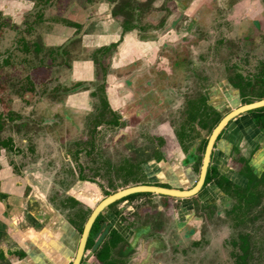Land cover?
I'll return each instance as SVG.
<instances>
[{
  "label": "rangeland",
  "instance_id": "rangeland-1",
  "mask_svg": "<svg viewBox=\"0 0 264 264\" xmlns=\"http://www.w3.org/2000/svg\"><path fill=\"white\" fill-rule=\"evenodd\" d=\"M139 1L141 12H133L134 17L122 7V14L130 16L129 21L135 22L139 30L132 32L139 39H149L146 48L158 46L155 50L168 56L170 63L176 56L171 51L167 53L162 46L165 42L177 47L182 57L180 69L177 67L171 76L172 72L165 70L167 66L155 65L152 73L148 71L147 77L154 78L153 87L161 98L155 99L150 113L142 120L129 118L130 113L121 115L101 101L106 86H112V101L115 97L130 99L134 95L130 80L143 81L147 74L143 69L120 72L118 79L130 76L127 86L106 76L112 72L109 68L115 49L104 51L103 45L89 41L82 55L94 59L93 79L79 84L69 79L71 68L67 66L80 50L83 38L78 32L80 26L73 30L71 22L76 20L81 25L87 19L84 14H90L82 28L95 33L100 27L95 15L98 11L87 1L52 0L51 5L39 10L32 1L0 0V112L17 121L5 124L0 131V139L12 137L18 150L6 157L25 169V174H36L35 189L26 187V196H39L37 191H42L47 202L56 206L63 200L68 209L65 217L78 229L103 197L126 186L148 183L152 175L161 173V160L165 161L167 153L178 148L176 133L184 130L189 101L208 100L209 106L199 118L210 127L195 121V125L186 128L182 145L194 146V161L184 165L173 153L169 161L178 163L183 170L192 167L191 187L201 165L205 147L202 140L207 139L215 124L213 108L217 107L222 117L235 106L257 100L264 82V0H163L159 5L152 4L156 0ZM74 2L83 7V18L78 8L71 11ZM74 34L78 36L73 37ZM61 44L65 47L62 51L56 48ZM236 75H240L245 86L242 94L233 86L234 91L225 90V101L213 100L215 87ZM53 88L57 94L52 98L59 100L44 97ZM73 88L86 90L83 106L73 104L76 95L65 93ZM199 145L201 151L197 149ZM233 159L230 164L234 170L246 167L237 156ZM207 187L208 184L188 198L150 193L116 201L105 208L107 220L125 237V242L112 250L113 258L122 264H264V194L258 204L237 215L230 212L236 202L232 192L213 196L211 203H202L199 195L205 194ZM71 188L82 190L84 197L78 202L63 199ZM184 200L191 202V213L187 209L179 212V202ZM106 226L104 222L101 233ZM105 234L103 240H108V231ZM241 236H246L248 244L242 259ZM122 248L125 254L119 256ZM82 264L99 261L87 251Z\"/></svg>",
  "mask_w": 264,
  "mask_h": 264
},
{
  "label": "crops",
  "instance_id": "crops-1",
  "mask_svg": "<svg viewBox=\"0 0 264 264\" xmlns=\"http://www.w3.org/2000/svg\"><path fill=\"white\" fill-rule=\"evenodd\" d=\"M133 1L137 3V0ZM156 3L158 4V2ZM98 4L96 21L99 22L100 27L95 33H90V31L83 28L78 31L82 34L83 38L80 42V50L75 52L77 55L72 57V63H69L67 66L71 68L69 79L71 82H75V84L89 83L93 79V62L91 63V61H94V59L91 56L83 57L82 55L85 50L84 47H89V41H95L97 44H100L99 46L103 45L107 47L109 43L116 42L122 36L123 40L116 45L115 50L112 52V62L109 68L112 72H107L106 76H111L114 82L120 81L121 83L122 81L127 86L130 76L123 79V81L122 79H118L119 74H124L129 70L133 71L135 69V71H138L143 69L147 72L146 77L142 81V85H144L145 81L149 80L147 77L149 71L147 67L154 61L155 58L153 56L154 54L157 55L159 47L148 46L147 49L146 45L148 41L139 39L133 32H124L122 35L121 25L123 21L119 16H112V6H108L109 4L106 0H101ZM74 22L77 23L78 21L74 20ZM71 28L76 30L75 25ZM76 36L78 35H73V37ZM163 45L167 46L168 43L165 42ZM155 48L157 49L155 50ZM130 81L132 94H135L133 86L136 85L135 82L138 83L141 80ZM111 85L115 84L111 83ZM221 86L223 87L221 88ZM221 86H216L215 92L213 91L214 88L212 89V93L214 92L212 99L218 101V103L225 101L222 98L225 90H235V86L231 81L221 84ZM141 90L143 95H146V89L141 88ZM87 91L90 92L89 89ZM111 91H113L112 86L110 88L106 86L103 92L106 106H111L113 109L119 111V113L126 115L134 112L138 113V109L141 108L140 113L144 116L150 113V109L153 108L154 102L152 100L136 102L139 100L135 99L136 97H131L127 100L115 97L112 101L111 94L113 92ZM86 93L84 89L73 88L69 91L68 96L76 95L77 99L72 98L73 104L83 106V103L87 101L84 99ZM207 94L209 95V90H207ZM258 99L260 98L258 97ZM128 100L131 101L128 102ZM207 103H209L208 100L204 102L203 108L209 106ZM218 103H215V105ZM136 104L141 107H136ZM125 105H129L130 107L126 108ZM216 109L218 108L216 107ZM71 110L73 111L74 108L72 107ZM161 125L163 126L164 123ZM177 145V149L167 153L168 158L165 161L161 160L163 168L167 169L162 172V168L161 173L149 176L151 179L149 178L148 183L158 184L155 181V179H158L161 185L188 188L193 175L192 167L187 166L183 170L178 163H171L169 161H171L172 153L177 155L184 165H187L190 161H194V146L188 148L187 146H180L179 143ZM236 156L240 160H243V162H247V165L254 174L260 175L264 171V126L257 125L253 116L248 112L242 113L230 120L224 126L214 143L209 167L216 168L217 175L215 179L226 177L234 182L241 181L242 176L239 173L242 168L238 167L234 170L230 164L235 160L233 158ZM25 172V169H23L22 174L15 172L5 161L4 157H0V190L7 195L5 201L0 202V248L3 250L10 264H68L76 251L81 232H79L73 221L65 217L68 209L63 206V200H61V204H57L56 206L47 202L46 194L42 191H37L39 196L34 193H32V196H26V187L35 189L33 183L36 182V174L33 175L32 171L28 174H25ZM207 184L208 187L205 189L206 193L203 194L204 196L202 194L199 195V200L202 203H211L214 199L212 198L213 196H225L224 191L216 185L214 179ZM83 193L82 190L74 191L71 188L70 191H66L63 199L69 197L78 202L84 197ZM179 203L178 210L180 213L184 209L189 210L190 213L193 211L191 202L184 200ZM105 217L108 219V214H105ZM20 251L24 253L23 257H19L18 252Z\"/></svg>",
  "mask_w": 264,
  "mask_h": 264
},
{
  "label": "flooded vegetation",
  "instance_id": "flooded-vegetation-1",
  "mask_svg": "<svg viewBox=\"0 0 264 264\" xmlns=\"http://www.w3.org/2000/svg\"><path fill=\"white\" fill-rule=\"evenodd\" d=\"M12 3H17V2H21V1H26V0H10ZM28 1H32V3H34L35 5H36V8L35 9H39V10H41L42 9V7H45V6H49V5H51L52 4V0H28ZM84 1H87V3H88V5H90L91 7H93V10H97V6L99 5L98 4V2H100L101 0H93V1H90V0H84ZM90 1V2H89ZM107 2H108V6H112V8H111V14H112V16L113 17H116V16H119L120 17V19L123 21L122 22V25H121V34L123 35V33H122V31L123 32H132V31H136V32H138L139 30H136L137 29V27L135 26V22H131V21H129L130 20V16H125L126 14L124 13V14H122V7H123V11H125L127 14H131V17L134 15L133 14V12H135V13H137L138 11H139V13L141 12L139 9H140V1H137V3L136 2H132V1H123L122 3H118L119 2V0H106ZM160 1V2H159ZM180 1H184V2H186V3H189L190 1H192V0H180ZM156 2H158L159 4H161L162 2H163V0H156V1H154V2H152V4L154 5V3L155 4H157ZM169 2V1H168ZM75 3L76 2H74V3H72L70 6H71V11L72 10H74L73 8H78V12H80V13H82V17L81 18H83L84 16H83V7H81L80 5L78 6V5H75ZM159 4H157V5H159ZM171 4H173V3H171ZM170 4V5H171ZM87 5V4H86ZM230 5L232 6V4L230 3ZM1 10V9H0ZM2 11V10H1ZM4 15V14H3ZM37 15L38 16H41L39 13H37ZM84 15H87V19H89L90 18V14L88 15V14H84ZM95 15H96V13H95ZM136 16H139L138 14H135ZM92 16H93V14H92ZM70 17H72V14L70 15ZM134 17V16H133ZM68 18V17H67ZM129 18V19H128ZM13 19V18H12ZM87 19L85 20V21H87ZM138 19V18H137ZM84 21V22H85ZM133 21V20H132ZM65 22H68V20H65ZM83 21H82V26L81 25H78V24H80V22H77V23H73V22H71V24L72 25H70V26H74L75 25V27L76 26H80V28H79V30L83 27V24H85ZM125 26H127V27H125ZM164 30H166L165 28L163 29V31ZM121 36V35H120ZM152 37H153V35H152ZM151 37V38H152ZM186 38V36L184 37V39ZM123 40V38H122V36L121 37H119L118 39H117V41L116 42H111V43H109L108 44V46L107 47H103V49L102 50H104V51H106L107 49H115V47H116V45L118 44V43H120L121 41ZM146 41H149V39L148 40H146ZM162 46L163 47H165V49L166 50H168L167 51V53L168 54H170L171 52L172 53H174L175 54V60H173L171 63H170V61H169V59L165 56V55H160V51L158 50V53H157V55H156V57H155V59H154V61L152 62V63H150L149 65H148V68H149V71L152 73V71H153V69H154V66L155 65H157L158 67H160L161 68V66H167V68L165 69L168 73H171L170 74V76L171 75H173V72L175 71H177V67H179V69H180V61H182V57L180 56V52L177 50V47H175L174 45L173 46H169V45H163L162 44ZM58 50H63V49H65V47H64V45L63 44H61L60 46H57L56 47ZM61 50V51H62ZM171 51V52H170ZM176 52V53H175ZM164 54V53H163ZM160 56V60L158 61V57ZM165 60L167 61L166 63H165ZM171 64V65H170ZM170 67H172V69H176V70H172ZM38 69L39 68H41V67H37ZM178 69V70H179ZM239 78H240V75H236L234 78L232 77V78H230L229 80L231 81V82H233V84H234V82H241L242 83V79L241 80H239ZM137 81H138V79H137ZM153 81H154V78H149V80L148 81H145V84L144 85H142V81H139L138 83L137 82H135L136 83V85H134V86H137V87H134V95L133 96H131V97H133V98H135V99H139V100H137L136 102H138V101H142V102H144V100H152L153 102L155 101V99H156V101H158V100H160L159 99V97L160 96H158V92H157V90L153 87ZM144 83V82H143ZM242 89H239V87H237V89H239L240 90V92H241V94H242V90L244 89V85H243V83H242ZM141 88H144V90L146 89V91H147V93H146V95H143V92H141L142 90H141ZM31 89H32V87L30 88V90H28V92L29 91H31ZM71 90V89H70ZM52 92H47V93H44V97L45 98H49V97H53V96H55V94H57V91H56V89L55 88H53V90H51ZM29 93H31V92H29ZM65 93H69V90H66V92ZM58 97V96H57ZM102 97V100L101 101H103V103H104V101H105V98H104V96L102 95L101 96ZM132 98V99H133ZM161 98V97H160ZM162 98H164L163 96H162ZM53 100H59V98H52ZM134 100V99H133ZM163 100H165V99H163ZM194 100H190L189 102H193ZM196 102H206L205 100L204 101H197V100H195ZM106 102V101H105ZM250 102V101H249ZM203 106H204V104H203ZM136 107H141L140 105H137L136 104ZM236 107V106H235ZM141 109V108H140ZM140 109H138V113L137 112H134V113H132V114H130V116L129 115H127V116H129V118H134L135 120H142V119H144L145 117H147L146 115L148 114H145L144 116H142V113H140L141 111H140ZM215 109V111H218L217 109H216V107L214 108ZM213 109V110H214ZM137 110V109H136ZM203 111H204V108L202 107L201 109H200V113L202 114L203 113ZM215 111H212V113H213V116L215 117L216 116V114H215ZM211 113V114H212ZM246 113V112H245ZM121 115H122V113H120ZM201 116V115H200ZM213 117V118H214ZM221 118V117H220ZM219 118V119H220ZM67 119V118H66ZM198 119H200V118H198ZM14 122V123H16L17 121H15V119H13L10 115H6V114H4L3 112H0V131L2 132L3 130H4V125L5 124H9L10 122ZM219 121V120H218ZM217 121V122H218ZM70 122V121H69ZM116 122V121H115ZM217 122H215V124L213 125V126H211V128H210V132H211V130L213 129V127L216 125V123ZM194 123V122H193ZM198 123V122H197ZM26 122L25 123H23V125L24 126H26ZM185 124V125H184ZM199 124V123H198ZM194 125H195V123H194ZM206 125V124H205ZM204 125V126H205ZM204 126H202V127H204ZM187 127H192V126H189L188 124H186V122L185 123H183V128L182 129H184L181 133L184 135V134H186V128ZM205 127H207V128H209L210 127V125H208V126H205ZM209 130V129H208ZM180 133V132H179ZM177 134H178V132L176 133V136H177ZM210 134V133H209ZM176 138H178V136L176 137ZM208 138V137H207ZM14 139L12 138V137H10V136H8V137H5V138H2V139H0V157L2 158V156L4 157V159H5V161L9 164V166H11V168H12V170H14L15 172H17V173H19V174H22V169H20V167H19V164H17L15 161H12L11 163H10V161L7 159V154H12V155H15L14 153L17 151L18 152V150L15 148V146H14ZM202 141H204V143H205V145H206V141H207V139L206 140H202ZM201 141V142H202ZM178 143L182 146L183 144H184V137H183V141L181 142L180 140H179V138H178ZM201 144V143H200ZM200 146V145H199ZM198 146V147H199ZM214 146V145H213ZM204 151V150H203ZM12 158V157H11ZM202 159V158H201ZM14 160V159H13ZM208 169H209V166H208ZM208 169H207V171H208ZM207 174V173H206ZM6 194L3 192V191H1L0 190V202L1 201H5V199H6ZM69 198V197H68ZM70 200H72V201H74L72 198H69ZM104 211V210H103ZM103 211L102 212H100L99 214H102V215H104L103 214ZM89 214H90V212H89ZM89 214H87V217H88V215ZM98 214V215H99ZM87 217H86V219H87ZM104 217H105V215H104ZM97 218V217H96ZM106 218V217H105ZM85 219V220H86ZM72 221V220H71ZM85 222V221H84ZM103 225V224H102ZM113 226V225H112ZM83 227V226H82ZM82 227H81V229H79V232H81L82 231ZM114 228H117L116 226H113ZM106 229H107V226L105 227ZM101 229H102V226H101V228L99 229V231H101ZM106 229H103L102 230V233L103 232H105L106 233V231H108V230H106ZM91 230V229H90ZM101 232L99 233V236L102 234ZM99 236H98V238L95 240L96 242H98V243H102L103 242V239H101V240H99ZM88 239V238H87ZM99 240V241H98ZM86 244H87V241H86ZM87 251H90V252H92V254H94V251H93V248H86V245H85V250H84V253H83V255H82V258H81V261H80V264H82L83 263V259H84V257H85V253L87 252ZM18 255H19V257H23L24 256V253L22 252V251H20V252H18ZM74 255H75V253H74ZM74 255H73V258H74ZM94 256H95V254H94ZM73 258H72V260H73ZM95 258H96V256H95ZM72 260L68 263V264H71V262H72ZM0 264H10V262H9V260L7 259V257L5 256V254L3 253V250L0 248ZM99 264H101V263H99ZM117 264H122L121 262H117Z\"/></svg>",
  "mask_w": 264,
  "mask_h": 264
},
{
  "label": "trees",
  "instance_id": "trees-1",
  "mask_svg": "<svg viewBox=\"0 0 264 264\" xmlns=\"http://www.w3.org/2000/svg\"><path fill=\"white\" fill-rule=\"evenodd\" d=\"M127 27V26H125ZM264 83V82H263ZM262 83V88L258 94L259 98L264 97V85ZM235 87H239V89H242V83L241 82H234ZM104 104L106 105V102L104 101ZM203 102H191L189 110L187 111V120L186 124L189 126H192L193 122H198L201 124V126H204L205 123L201 120L198 119L201 115L200 109L203 107ZM215 111V110H214ZM250 113L256 124L263 127L264 126V107H259L253 110L248 111ZM216 116L213 118V123L217 122L219 120V111H215ZM202 121V123H201ZM179 140L182 142L183 137H185V134L183 135L182 133L177 134ZM204 143V141H203ZM202 143V144H203ZM198 150H202V146H199L197 148ZM196 157V156H195ZM197 161L200 160V156L196 158ZM241 177V181L239 182H234L231 179H228L226 177H222L220 179H215L217 172L216 168L214 167H209L204 186L212 181L213 179L215 180V183L218 187L222 188L224 192H232V196L235 197L236 202L232 205L230 212L235 213L237 215H243L245 212H247L252 206L258 204L260 201L261 196L264 194V171L260 174H254L249 166L247 165L246 162V167L242 169L239 173ZM166 186V185H164ZM150 193L145 192V193H134L130 194L120 200H127V199H133L139 195H149ZM118 200V201H120ZM116 203V202H114ZM114 203L110 204L109 206H112ZM118 213V212H114ZM106 223L107 229L108 230V240H103L102 243H98L95 241V237L99 235L100 231L99 229L101 228L103 223ZM105 232H103L99 236V240L105 238ZM241 244L239 245V251L241 252V255L239 257L242 259L247 252L248 249V244H247V239L246 236H241ZM98 240V241H99ZM120 242H125V237L124 235L120 232V229L114 228L112 226V223L108 221L104 215L99 214L97 218L95 219L88 239H87V244L86 248H93L94 254L96 256V259L99 261L101 264H117V260H115L112 256V250L117 247V244ZM129 248V246H128ZM127 249V248H126ZM119 256H123L125 254V248H122L118 252Z\"/></svg>",
  "mask_w": 264,
  "mask_h": 264
},
{
  "label": "water",
  "instance_id": "water-1",
  "mask_svg": "<svg viewBox=\"0 0 264 264\" xmlns=\"http://www.w3.org/2000/svg\"><path fill=\"white\" fill-rule=\"evenodd\" d=\"M264 107V98H260L257 100H253L250 102H246L240 104L227 113H225L216 125L211 130L206 145L204 147L201 165L199 168V173L197 179L195 180L194 184L188 188H175L171 186H164L159 184H152V183H142V184H134L131 186H126L124 188L118 189L105 197H103L91 210L90 214L88 215L87 219L85 220L82 231L80 234V238L77 244V248L75 251L74 258L71 264H80L82 255L85 250V245L87 238L90 233V229L100 212H102L105 208H107L110 204L134 193H156L159 195L169 196V197H177V198H188L194 195H197L204 186L205 178L207 169L210 163L211 153L213 149V145L224 128V126L236 116L248 112L250 110Z\"/></svg>",
  "mask_w": 264,
  "mask_h": 264
}]
</instances>
